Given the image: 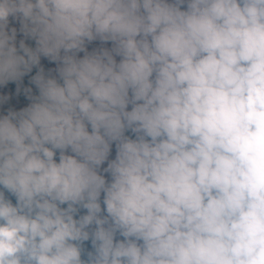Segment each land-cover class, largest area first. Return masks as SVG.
Wrapping results in <instances>:
<instances>
[{
    "label": "clouds",
    "instance_id": "clouds-1",
    "mask_svg": "<svg viewBox=\"0 0 264 264\" xmlns=\"http://www.w3.org/2000/svg\"><path fill=\"white\" fill-rule=\"evenodd\" d=\"M0 90V264H264V0H0Z\"/></svg>",
    "mask_w": 264,
    "mask_h": 264
},
{
    "label": "rangeland",
    "instance_id": "rangeland-1",
    "mask_svg": "<svg viewBox=\"0 0 264 264\" xmlns=\"http://www.w3.org/2000/svg\"><path fill=\"white\" fill-rule=\"evenodd\" d=\"M11 27H16L17 28V46L19 45L20 39H25V43H27L31 47H35V41L33 39H31V38H25L23 36V33H21L19 31V28H20L19 22L13 20L10 17L9 28H11ZM100 46L101 45H100L99 41H94L92 44L88 45V49H89V51H91L93 48H97V47H100ZM104 46L111 47V44L109 43V44L104 45ZM79 55L82 56L83 53H80ZM117 59H119V57ZM41 65L45 66L47 71H48L49 68H52V69L55 68V63L54 62H49L44 57H41ZM2 91L3 90H0V92H2ZM28 103H29L28 101L20 99V98L17 97V98H14L11 101V104L9 106H13V107H15L18 110L20 107L26 106ZM0 114H6V108L5 107L0 106ZM114 156H115V147L113 146V152H112L110 158H114Z\"/></svg>",
    "mask_w": 264,
    "mask_h": 264
},
{
    "label": "trees",
    "instance_id": "trees-1",
    "mask_svg": "<svg viewBox=\"0 0 264 264\" xmlns=\"http://www.w3.org/2000/svg\"><path fill=\"white\" fill-rule=\"evenodd\" d=\"M43 67L45 68V71L47 72L46 67L45 66ZM37 71H38V68L34 67L31 73H29L24 78H22V80L19 82V87L21 88V90H23V88L25 87H31L34 93H38V90L36 89L35 85L31 83V76L34 75ZM16 86H17L16 83L10 82L7 87L9 89H14ZM18 98L26 100L30 103V101L23 94H21Z\"/></svg>",
    "mask_w": 264,
    "mask_h": 264
}]
</instances>
